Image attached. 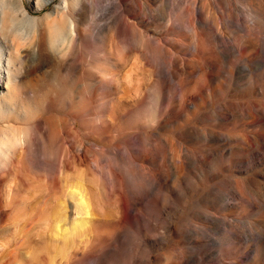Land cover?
Masks as SVG:
<instances>
[{
  "label": "rangeland",
  "instance_id": "obj_1",
  "mask_svg": "<svg viewBox=\"0 0 264 264\" xmlns=\"http://www.w3.org/2000/svg\"><path fill=\"white\" fill-rule=\"evenodd\" d=\"M67 1L69 9L78 7L76 0ZM253 1L264 7V0ZM61 2L0 0V55L22 64L12 66L17 79L2 90L0 99V264H264V212L238 198V208L233 210L225 203H210L208 196L213 183L230 194L229 186L235 181L244 185L246 180L264 176V162L249 163L244 173L248 166L242 154L246 152L239 143L223 147L210 141L192 142L182 135L183 116L160 114L164 79L158 72L160 61L154 60L158 42L174 58L200 59L199 53L182 52L164 40L167 34L168 39L189 44L188 30L169 22L183 5L167 10L156 0L124 1L114 22L103 16L106 0H95L93 16L75 18L80 40L67 49L69 36L54 32L55 27L66 26ZM127 23L138 33L128 30ZM132 32L137 41L128 44ZM42 34L46 52L39 44ZM50 34L57 36L54 46L60 51H51ZM161 117L165 122L160 124ZM189 125L234 140L252 137L258 129L242 126L241 121L234 127ZM158 138L167 141V147ZM122 148L130 151L134 165L120 190L128 201L130 189L144 190L148 200L142 210L151 203L162 207L161 197L172 185L174 151L199 161L203 177L196 192L187 190L163 210V219L171 222L168 231L160 229L162 221L154 222L148 233L141 227L137 231L126 216L131 226L118 234L116 177L122 172L127 175V167L118 163ZM109 166L116 176L108 174ZM139 168L146 169L160 186L153 189L137 182ZM188 176L191 179V170ZM80 186L91 196L99 216L96 238L87 248L63 244L50 232L53 222L68 210L67 195ZM251 190L255 197L258 188ZM211 215L226 220L231 229L209 221ZM72 218L67 213L60 225L68 226ZM98 236L112 240L105 245V255L102 250L93 253ZM210 237L215 243L209 242Z\"/></svg>",
  "mask_w": 264,
  "mask_h": 264
},
{
  "label": "bare ground",
  "instance_id": "obj_2",
  "mask_svg": "<svg viewBox=\"0 0 264 264\" xmlns=\"http://www.w3.org/2000/svg\"><path fill=\"white\" fill-rule=\"evenodd\" d=\"M42 1L43 4H48L51 0ZM124 1L130 2V0H106L107 7L103 16L115 22L116 11H121ZM156 1L160 7L167 10L175 6L180 8V5H183L178 16H175L176 19H172L173 23L170 19L169 22L177 25L179 30H188L190 42L185 45L177 40L168 39L167 34H163L164 40H167H165L166 43L182 52L191 50L200 54L198 60L187 61L181 56L174 58L158 42L154 60L160 61L157 64L158 72L164 79V87L161 89L159 97L164 107L160 110V114L183 116L186 129L182 135L185 134L186 138L192 142L210 141L214 145L221 144L223 147L233 142L239 143L242 151L246 152L242 154L248 166L244 172L246 173L250 169L249 163L264 162V100H262L264 98V7L253 0H207L204 3L202 0ZM76 2L78 7L69 9L68 1L62 0L61 5L66 16L64 26H66L59 25L54 29L58 35L69 36L67 49L70 48L72 42L80 40V35H77L75 31L74 22L77 21L75 18L79 17L84 20L83 18L87 15L93 16L95 10V0H76ZM212 10L218 17L211 12ZM126 26L128 30L135 32L133 24L127 23ZM133 32L127 37L128 44L137 41L135 33L138 31ZM43 37L42 34L39 44L42 46L41 51L46 52ZM56 39V35L50 34L47 40L53 52L60 51L58 48L55 49ZM210 59L212 61L208 62ZM15 62L18 64L17 67L22 66L19 59L12 61L9 57L0 55V99L3 97L2 90H8L9 85L15 83L17 79V76H13L11 71L12 66L16 65ZM250 98L252 100H249ZM186 112L189 114L186 115ZM239 121L242 126L257 127L258 129L252 137L242 135L234 140L219 132L213 130L206 132L189 125L194 122H204L213 128L218 126L234 127ZM162 122L165 120L161 117L160 124ZM53 135L57 136L56 133ZM158 139L162 146L167 147V141ZM137 143L142 145L143 139L138 137ZM118 150L117 154H120L122 162L118 161V163L127 167L125 171L127 175L122 172L116 177L121 215L118 221V234L124 228L130 227L131 224L137 231H139L138 227H141V230L148 233L156 221H162L164 225L160 229L168 231L171 222L163 219V210L172 207L179 195H183L187 190L196 192V184H200V178L203 177L199 161L193 160L187 154L179 155L174 151L170 157L171 176L169 179L172 185L167 194L161 197L162 207L151 203L147 210H142L141 205L148 200L144 190L130 189L128 191L129 201L120 190L128 174L131 175L130 169L134 165V160L127 148ZM118 168L117 166L115 169ZM190 170L191 179L188 176ZM108 171V174L111 175L117 173L110 166ZM214 178L213 176L211 180ZM136 181L146 182L153 189H157L161 184L160 181H153L149 172L143 168L137 170ZM186 182L191 183L189 187L185 186ZM243 183L245 182L235 181L230 185L229 189L232 190L230 194L226 189H220L217 184L213 183L214 185L208 191L210 203H225L227 208L234 210L238 208V204H236V198H238L240 201L251 203L259 212H264V176H256L254 179H249L248 182L246 180V184L243 185ZM253 186L258 188L255 197L251 190ZM66 205L65 209L68 210H65L63 215L53 222L50 232L56 238H60L63 244L72 243V246L79 244V246L89 247L96 238L95 226L99 221L91 196L84 187L80 186L67 195ZM67 213L68 219L70 215L73 216L72 221L68 226L60 225L65 220ZM179 214H181L180 211ZM126 216H130L131 224L125 221ZM207 218L218 227L224 226L227 229L232 227L231 224L225 222L226 220L214 215ZM169 219L172 218L169 217ZM166 231L163 234H166ZM231 235L237 237L232 230ZM97 241L98 244L93 247V253L102 250L101 255H105L108 251V247L105 245L109 242L111 244L112 240L109 237L98 236ZM209 242L215 243V240L210 237ZM99 246H102V249ZM209 247L211 244L204 246V252H207Z\"/></svg>",
  "mask_w": 264,
  "mask_h": 264
}]
</instances>
